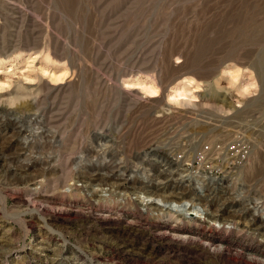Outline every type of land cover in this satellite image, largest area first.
Listing matches in <instances>:
<instances>
[{"label":"rangeland","instance_id":"obj_1","mask_svg":"<svg viewBox=\"0 0 264 264\" xmlns=\"http://www.w3.org/2000/svg\"><path fill=\"white\" fill-rule=\"evenodd\" d=\"M260 157L264 0H0V264H264Z\"/></svg>","mask_w":264,"mask_h":264},{"label":"bare ground","instance_id":"obj_2","mask_svg":"<svg viewBox=\"0 0 264 264\" xmlns=\"http://www.w3.org/2000/svg\"><path fill=\"white\" fill-rule=\"evenodd\" d=\"M146 91H148L149 93H151V94H155V92L154 91H152V89L151 90H147L146 89ZM188 96V98H190V97H192V95L190 94V93H188L187 91H185V90H181V89H174L173 90V92H172V98H180V97H187ZM193 98V97H192ZM257 160V162L258 163H261L262 165L264 164V160L260 157V159L258 160V159H256ZM208 161L209 162H211V160L210 159H208ZM260 171V170H259ZM258 172V171H257ZM40 176V175H39ZM38 176V177H39ZM36 179H34V181H35ZM147 204V203H146ZM145 204V205H146ZM188 204V203H187ZM144 205V206H145ZM185 211V210H184ZM190 212H193V213H195V214H198V212L199 211H197V210H195L194 208H192L191 210H190Z\"/></svg>","mask_w":264,"mask_h":264}]
</instances>
